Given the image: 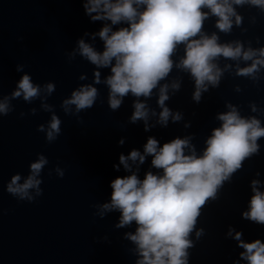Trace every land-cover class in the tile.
<instances>
[{"label": "water", "instance_id": "obj_1", "mask_svg": "<svg viewBox=\"0 0 264 264\" xmlns=\"http://www.w3.org/2000/svg\"><path fill=\"white\" fill-rule=\"evenodd\" d=\"M85 2L0 0V101L7 98L8 103V111L0 113V264H137L142 256L129 237L136 223L118 226L119 210L100 206L109 201L110 181L115 177L135 171L143 178L145 172L161 169L151 165V154H144L143 162L129 160L132 167L126 170L119 155L127 156L132 149L143 153L148 137L156 139L158 146L179 137L188 139L185 154L192 151L199 156L212 130L222 123L219 114L232 108L264 127V65L257 63L247 74L238 71L254 59H264L259 53L264 48V7L250 0L231 3L234 15L227 31L217 27L215 14L201 9L208 15L193 38L215 34L217 43L233 47L239 43L242 51H256L249 59L215 57L218 80L215 84L206 80L198 99L193 98L194 77L177 66L185 54L180 42L170 54V71L151 95L137 97L129 92L113 109L105 83L110 67L97 66L81 55L77 42L83 39L102 51L99 29L109 24L115 30L127 22L93 20L95 13L85 12ZM24 74L40 89L28 100L12 96ZM48 83L53 84L51 92L45 88ZM173 83L178 87L173 88ZM161 84L168 85L163 102L170 110L166 124L158 119ZM83 85L96 88L93 104L79 110L74 104L65 105ZM136 101L144 102L146 119H130ZM172 113H178L179 119L173 120ZM53 115L60 121V130L49 140L46 133ZM255 142L256 151L244 157L199 207L187 235L191 243L185 249L186 264H248L240 256L244 249L234 237L237 231L244 242L264 243V222L242 216L253 187L264 191V135ZM40 156L46 159L38 174L40 192L30 188L28 199L7 191L11 177L19 174L23 182L30 164ZM253 180L258 183L253 185Z\"/></svg>", "mask_w": 264, "mask_h": 264}, {"label": "clouds", "instance_id": "obj_2", "mask_svg": "<svg viewBox=\"0 0 264 264\" xmlns=\"http://www.w3.org/2000/svg\"><path fill=\"white\" fill-rule=\"evenodd\" d=\"M243 0H86L83 4L86 13H95L90 18L107 19L111 24L125 21L127 26L112 30L104 24L96 33L103 41L102 51L95 50L83 39L78 40L79 52L97 66H109L111 74L105 83L109 86V106L117 108L121 98L131 93L134 96H149L158 81L170 71L173 61L170 54L176 45L184 43L185 54L178 67L186 68L195 80L196 90L193 98L198 99L205 81L215 84L220 69L216 67L214 58L242 57L249 59L256 50H241L239 43H217L215 34L206 36L197 33L208 12L207 8L218 17L217 27L227 31L234 15L231 3L240 4ZM251 3L264 7V0H250ZM143 5V8L140 6ZM240 17L236 16L239 23ZM191 38V39H190ZM264 56V48L259 49ZM257 63L264 65V59H254L250 66L240 68V73H251ZM99 79V73H94ZM178 87L176 83L171 85ZM167 84H161L157 103L161 107L159 122L166 124L170 110L164 106L167 99ZM48 92L53 84L45 85ZM39 86L32 83L28 74H24L17 82L12 96L23 95L25 100L39 94ZM97 90L91 85H83L72 92L71 97L63 103L74 104L76 109L90 107L96 97ZM8 111L7 98L0 101V113ZM147 109L143 101L134 103V111L130 117L146 119ZM172 119H179L178 113H172ZM222 121L220 127L214 128L206 140V147L197 156L189 151L187 138H173L158 146L153 137H148L143 145V153L136 149L129 151L127 156L119 155V161L127 170L132 162H143L145 155L151 154V165L161 169L158 173L145 172L143 178L135 171L125 176H117L110 181L111 193L108 202L100 207L104 210L118 209L120 212L118 226L135 222V233L129 237L135 241L142 258L137 264H186L187 239L192 229L199 207L207 197L215 194L220 183L229 174L240 167L241 161L250 153L255 152L258 145L256 138L264 135V127L255 118L240 117L232 108L219 114ZM59 119L53 115L46 136L49 140L59 132ZM147 127V125H145ZM122 142V141H119ZM46 159L40 156L30 164V173L20 181L19 174L11 177L6 190L19 197L31 199L29 189L40 192L38 174ZM116 167V165H113ZM59 171V170H58ZM258 181L253 180L256 185ZM248 210L242 216L257 222H264V191L252 189ZM103 215V212L100 213ZM241 233L235 232L238 244L244 249L240 256L248 264H264V243L259 239L244 242L239 239Z\"/></svg>", "mask_w": 264, "mask_h": 264}]
</instances>
